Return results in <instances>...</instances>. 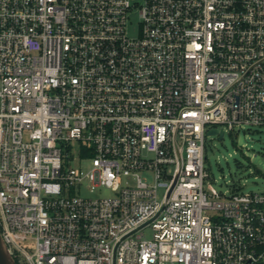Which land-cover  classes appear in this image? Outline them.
Masks as SVG:
<instances>
[{"label": "built area", "instance_id": "built-area-1", "mask_svg": "<svg viewBox=\"0 0 264 264\" xmlns=\"http://www.w3.org/2000/svg\"><path fill=\"white\" fill-rule=\"evenodd\" d=\"M262 125L264 0H0L16 264H264V191H218L205 147Z\"/></svg>", "mask_w": 264, "mask_h": 264}, {"label": "rangeland", "instance_id": "rangeland-1", "mask_svg": "<svg viewBox=\"0 0 264 264\" xmlns=\"http://www.w3.org/2000/svg\"><path fill=\"white\" fill-rule=\"evenodd\" d=\"M137 21V17L135 19ZM206 165L210 172L207 179L218 190L229 195L236 187L245 192L264 191V125L250 126L239 132H225L206 137ZM87 168L89 161L74 163ZM90 196H112L106 187H98ZM151 236V231H147Z\"/></svg>", "mask_w": 264, "mask_h": 264}, {"label": "water", "instance_id": "water-1", "mask_svg": "<svg viewBox=\"0 0 264 264\" xmlns=\"http://www.w3.org/2000/svg\"><path fill=\"white\" fill-rule=\"evenodd\" d=\"M207 135H216L219 139H222L224 137V131L218 130L217 128H211ZM0 264H16V261L12 257V255L9 253L2 237L0 234Z\"/></svg>", "mask_w": 264, "mask_h": 264}, {"label": "trees", "instance_id": "trees-1", "mask_svg": "<svg viewBox=\"0 0 264 264\" xmlns=\"http://www.w3.org/2000/svg\"><path fill=\"white\" fill-rule=\"evenodd\" d=\"M240 187H236V189H239Z\"/></svg>", "mask_w": 264, "mask_h": 264}]
</instances>
